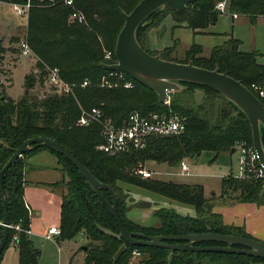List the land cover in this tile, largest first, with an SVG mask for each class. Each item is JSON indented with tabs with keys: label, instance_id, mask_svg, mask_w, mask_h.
<instances>
[{
	"label": "trees",
	"instance_id": "16d2710c",
	"mask_svg": "<svg viewBox=\"0 0 264 264\" xmlns=\"http://www.w3.org/2000/svg\"><path fill=\"white\" fill-rule=\"evenodd\" d=\"M2 2L25 3L27 0H0ZM140 0H73L74 6L85 17L84 23L69 20V8L60 2L50 3L46 0H30L27 16L25 40L41 66L57 67L60 77L72 85L69 93L49 94L43 99L30 100L29 89L33 85L31 73L25 75L23 97L15 102L4 90L0 91V170L23 141L33 137L50 138L61 144L75 158L84 164L101 182L108 184L116 194L117 211L123 225L130 231H139L149 235H175L201 233L207 230L251 237L243 227L226 225L219 214L212 212L203 196L201 185L176 183L171 180L150 179L129 171V166L142 159H152L169 166L179 165L183 158L197 156L203 150L233 153L237 141L252 144L251 128L247 118L237 108L216 91L205 88V94L215 92L223 97L230 110H220L215 123L181 107L176 102L169 106L160 103L157 94L138 83L128 74L125 77L134 82V87L102 86V79L111 70L106 64L113 63L117 35L128 14ZM219 0H197L178 10H164L152 13L150 24L139 25L137 38L142 47L144 31L157 25L162 16L170 13L177 23L185 22L192 30L205 28L216 21L219 12L215 5ZM227 9L232 14L245 15L251 24L258 16L264 15V0H228ZM241 41L229 36L221 45L211 49L208 56L200 55L202 47L192 44L186 51L183 61L172 59L171 48L158 54L161 58L187 63L205 69H218L241 82L251 90L264 106V96H260L251 87L257 83L264 86V64L258 61L262 53L257 50L242 51ZM105 51L112 54L111 60L104 58ZM87 80L88 85L81 86ZM190 87L196 84L187 83ZM181 91H193L191 88ZM171 95V93H170ZM194 95V93H193ZM205 96V95H204ZM195 98V97H194ZM195 104L200 110L201 104ZM99 108L103 119L110 120L115 126L123 125L128 114L136 109L142 114L152 111L173 110L186 119L183 132L167 136H150L142 149L129 148L116 154H108L96 147L103 142L100 126L97 123L79 126L76 121L81 108L89 110ZM264 143V134H263ZM48 149L57 156L64 177L53 186L61 187V210L59 229L60 239H70L83 233L88 242L84 264H127V256L133 250L147 253L146 264H204V257L210 263L221 259L232 260L230 264H250L260 261L259 258L241 254L221 252L174 251L168 258L169 249L142 245H127L126 250L117 259L114 254L122 245V238L106 234L98 225L117 232L116 223L106 207L101 204L93 190L80 175L75 165L62 154L51 148H36L25 152L4 176V185L8 195L9 225H19L17 231L8 227L4 250L13 246L18 251V264H37L38 250L28 237L30 216L23 200V166L24 157L39 150ZM232 173H230L231 176ZM226 176L222 180L223 190L234 185L239 191L240 202L264 204V180H240ZM67 178V180H66ZM61 184V185H60ZM129 184L149 192L164 196L170 200L194 208L195 214L205 209L216 218L213 223L198 220L195 217L173 214L161 207L154 211L159 219L158 225L141 226L127 219L126 211L132 207H149V202L141 205L124 207L121 198L122 185ZM103 195L111 201L108 191ZM3 207L0 200V220L3 218ZM3 227L0 224V238ZM16 236L14 245H11ZM217 242H202L198 245H216ZM139 253V252H138ZM264 261V260H263ZM227 264V263H226Z\"/></svg>",
	"mask_w": 264,
	"mask_h": 264
},
{
	"label": "water",
	"instance_id": "95a60500",
	"mask_svg": "<svg viewBox=\"0 0 264 264\" xmlns=\"http://www.w3.org/2000/svg\"><path fill=\"white\" fill-rule=\"evenodd\" d=\"M195 1L197 0H140L124 16V24L117 35L114 49L116 62L106 64L105 68L128 74L138 83L154 91L160 103H165L171 92L191 88L195 101L199 105L204 98L205 88L216 91L237 108L235 114L241 112L247 118L251 128L252 144L259 155L260 163L264 166V106L251 90L218 69H205L193 65L191 61L187 63L176 62L163 59L158 54H151L138 41L137 29L139 25L146 26L151 23L152 18L147 19L149 15L164 10L174 11L182 9ZM187 83L196 84L197 86L190 87ZM36 148H51L71 161L89 184L101 204L112 215L118 229L117 232L100 225L98 227L106 234L124 240L114 254V260L126 250L127 245H142L169 249L168 258L174 251L221 252L256 257L260 261L250 262V264H264V242L253 237L222 234L210 230L201 233L175 235H149L139 231L128 230L118 215L114 190L108 184L99 181L84 164L61 144L50 138L40 136L23 141L14 149L12 155L0 170V200L4 211L0 223L3 227L0 238V254L4 249L9 227V201L4 185V176L10 167H14L16 160L20 156ZM190 158L194 159L195 156L192 155ZM103 189L109 192L111 201H108L103 195ZM202 242H217L221 244L198 245ZM83 249H86V246Z\"/></svg>",
	"mask_w": 264,
	"mask_h": 264
},
{
	"label": "rangeland",
	"instance_id": "374dc122",
	"mask_svg": "<svg viewBox=\"0 0 264 264\" xmlns=\"http://www.w3.org/2000/svg\"><path fill=\"white\" fill-rule=\"evenodd\" d=\"M19 20L20 18L14 13L12 6L8 3L0 1V38L4 36V42L6 41V44H4L6 46H3L0 42V91L4 90L5 94L8 95L13 101H19L23 97L25 90V75L31 73L33 76V85L29 89L28 93L30 100L43 99L49 94H56L55 90L50 88L45 82V65L41 66L38 62V59L33 55L31 57L28 56L23 58L19 56L18 43L23 36L25 29L24 25L21 24L18 26L14 35L10 39H7L9 37L6 34L10 32V30H13L15 24H17ZM25 21L26 19L23 18V23H25ZM239 22L240 23L238 25L236 24L235 33L242 38L241 49L249 50V46L252 45L253 42H256L260 50L264 52V20H259L254 27H251L243 17L240 18ZM164 37L166 36L164 35L162 38L164 39ZM180 53L181 52L176 54L175 57L170 54V57L175 58V60L178 61L182 60L184 57ZM259 59H263L264 61V55L262 54ZM169 101L176 102L181 107H185V109L191 111V114H197L203 118H206L208 121H210V123L216 122L220 110H230L228 102L215 92H208L205 94L204 98L202 99V108L200 110H198L195 104V98L191 91L180 90L171 92ZM183 159H186L189 165V174H181L178 165L169 166L166 163H158L148 158L134 162L129 166L128 169L133 174L139 175L135 173L134 170L137 167H143L152 173L149 177L150 179H159L165 181L171 180L176 183L201 185L203 188L204 199L210 205L212 212H214L213 208H216L217 212L220 211L226 215L232 213V215H238L239 217V213L250 214L249 212L245 211V208H242L241 206H234L236 203L231 205L232 202H237L240 200L239 191L235 189L233 184L230 185L227 190H223L222 187V180L224 177L229 176L232 178L233 174H237V152L236 154L227 152H221L217 154L214 151L203 150L194 159ZM230 173H232L231 176ZM121 185L123 191L121 193V198L125 206V209H123L124 211L126 210L127 206L141 205L147 202L152 204L153 202L155 203L157 201L154 200L155 198L160 199L159 195L156 193L149 192L129 184ZM133 193L137 195H134ZM166 201L168 202L169 200L163 198L161 203L163 204V202ZM167 202V205L170 204ZM167 205L165 208L167 209L166 211L173 214L178 213L180 216L182 215V217L191 216L197 218L198 220L203 219L204 221L210 223L216 221V218L213 217L212 214H209V209H205V211L201 214H195L193 208H179L180 205L174 201L171 202L170 206ZM233 206L234 208L231 209ZM156 209L157 208L154 210ZM217 212L214 213L219 214L222 217V215ZM252 216L253 215H250V217L246 218L245 220L248 219L250 226L258 227L261 222H263L264 216H262L260 219H253L254 217ZM152 217L154 218V223L152 225H158L159 219L154 216V214ZM243 229L249 234L245 227H243ZM250 236L253 237L252 235ZM56 239H58V241ZM84 239H86V236H83L80 233L70 239H60L59 235L58 238L55 237V240L59 243V246L62 250L61 264H84L86 251L83 249V247H88V242L85 243ZM36 249L39 252L37 262L38 264H60V262L58 263V251L55 248L54 241L39 240V246L36 247ZM133 251L127 256V264H146L148 260L147 253H143L141 250H139V254L136 255L133 253ZM203 261L204 264L210 263L207 257H204ZM231 262L232 260L221 259L219 261H215L213 264H230Z\"/></svg>",
	"mask_w": 264,
	"mask_h": 264
},
{
	"label": "crops",
	"instance_id": "0c3cea01",
	"mask_svg": "<svg viewBox=\"0 0 264 264\" xmlns=\"http://www.w3.org/2000/svg\"><path fill=\"white\" fill-rule=\"evenodd\" d=\"M18 17L20 20L17 24H15L13 30H10V32L6 34L9 37L7 39H10L14 35L17 27L21 24H23L25 27L22 38L25 36L27 19L25 18L26 21L23 23L24 17ZM241 17H243L251 27H254L259 20H264V15H261L256 18L255 23L251 24L248 17L245 15H237L236 17H233L230 12L223 14L219 13L215 22L209 24L205 28L192 30L186 25L185 22L177 23L173 19L172 15L168 13L162 16L160 22L157 25H152L144 31L143 46L151 53H160L166 48H171V54L174 57L176 54L181 52L180 54H182L184 58L179 61H183L186 58V51L192 44L200 45L202 47V56H208L213 47L221 45L225 40H227L229 36L238 38L241 41V49L242 38L235 33L236 24L238 25L240 23L239 20ZM164 35L166 37L163 39L162 37ZM0 42L3 46H6L4 45L6 44V41L4 42V36L0 38ZM252 50H257L264 55V52L260 50L256 42H253L252 45L249 46V50L242 51ZM258 61L260 63H264L263 59H258ZM233 154H236V150H234ZM23 160V200L30 216L28 237L35 249L39 246V240L54 241L55 248L58 251V263L60 262L61 264L62 250L59 246V243L57 242L58 239H56L57 241L55 240V237L58 238V235L54 234L49 239L45 237L50 227L56 226L59 228L61 188L53 186V184L60 181L64 177L61 165L56 155H54L48 149L36 150L25 156ZM133 194L137 195L135 193ZM159 197L160 199L154 197V200L157 201L155 203L153 202L149 207L130 208L126 212L127 219L141 226L152 225L154 223V218L152 217L153 212L155 211L154 209L161 207L166 208L167 201L163 202L162 204L161 200L163 198L169 200V206L173 201L164 196L159 195ZM174 202L179 204V208L182 209H188L189 207H191V209L193 208L189 205L181 204L176 201ZM233 203H236L234 204L236 207L241 206L242 208H245V211L249 212L250 214L239 213L240 216L238 217V215H232V213L226 215L223 212H217L216 208H213V210L214 212L220 213L222 215V221L224 224L245 227L246 231L249 232L250 235L264 242V219L260 224L261 226L259 225L258 227L250 226L248 219L245 220L246 218L250 217V215H253V219H260L262 216H264V204L258 205L252 202L237 201L232 202L231 205ZM234 206L231 209H233ZM80 234L85 236L83 233ZM86 240L87 238L84 239L85 243L88 241ZM18 260V251L13 246H9L4 250L0 259V264H18Z\"/></svg>",
	"mask_w": 264,
	"mask_h": 264
},
{
	"label": "built area",
	"instance_id": "2783aa9c",
	"mask_svg": "<svg viewBox=\"0 0 264 264\" xmlns=\"http://www.w3.org/2000/svg\"><path fill=\"white\" fill-rule=\"evenodd\" d=\"M50 3L60 2L62 5L69 8V20L77 23H84V15L75 8L73 0H46ZM227 0H219L216 3L215 9L221 14L229 12L227 9ZM14 13L27 19L28 11L30 9V0L25 3H9ZM233 17L237 14L232 13ZM19 56L31 57L34 56L29 44L23 37L19 41ZM35 57V56H34ZM112 54L110 51H105L104 58L111 60ZM116 60L113 62L115 63ZM45 82L50 88L55 90L56 94L69 93L72 90V85L65 82L59 75L57 67L46 66ZM88 85V81L84 80L81 86ZM102 86L107 87H122L124 89H131L134 87V82L125 77L124 72L111 70L106 77L102 79ZM251 87L260 96H264V86L253 83ZM169 106V98L165 102ZM97 123L100 126V133L103 137V142L96 148L108 154H116L125 151L129 148L142 149L150 136H167L183 132L186 127V119L183 115L173 110L152 111L147 114H142L140 111L134 109L129 114L123 125L115 126L110 120L103 119L102 111L97 107H92L89 110L81 108L80 115L76 121L79 126L88 125L90 123ZM235 150L238 153V171L234 175L240 180H264V166L259 161V155L256 152L253 144H248L245 141H237L235 143ZM181 174H189L190 168L185 160H182L178 165ZM135 173L142 177H150L151 172L143 167H137ZM10 226V225H9ZM19 231L20 226H10ZM59 235L60 229L52 226L48 229L46 238H51L52 235ZM16 236H13L11 245H14ZM138 255L137 251H133Z\"/></svg>",
	"mask_w": 264,
	"mask_h": 264
}]
</instances>
